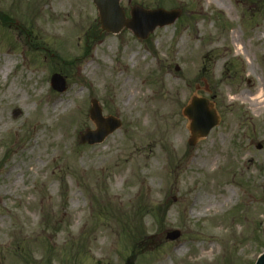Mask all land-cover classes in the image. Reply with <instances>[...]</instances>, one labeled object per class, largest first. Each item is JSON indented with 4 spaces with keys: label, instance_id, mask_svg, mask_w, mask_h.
I'll list each match as a JSON object with an SVG mask.
<instances>
[{
    "label": "rangeland",
    "instance_id": "obj_1",
    "mask_svg": "<svg viewBox=\"0 0 264 264\" xmlns=\"http://www.w3.org/2000/svg\"><path fill=\"white\" fill-rule=\"evenodd\" d=\"M121 5L182 13L140 40L102 33L92 0H0V264H255L264 0ZM194 97L220 123L191 145ZM92 100L122 125L81 144Z\"/></svg>",
    "mask_w": 264,
    "mask_h": 264
},
{
    "label": "water",
    "instance_id": "obj_2",
    "mask_svg": "<svg viewBox=\"0 0 264 264\" xmlns=\"http://www.w3.org/2000/svg\"><path fill=\"white\" fill-rule=\"evenodd\" d=\"M100 16L102 30L105 32L119 33L128 28L142 39H147L157 27H164L174 23L180 16V10H165L158 8L148 10L140 6H134L131 17L127 18L124 8L120 5L121 0H93ZM52 87L64 92L67 89L66 78L60 73H54L51 78ZM212 103L206 98L194 97L184 109V114L191 120L190 129L192 138L190 143L194 144L196 139L206 137L211 129L219 124V116ZM90 118L96 125V129H87L79 135L82 144L90 145L102 143L108 135L121 126V121L113 116L104 117L103 110L97 100H92ZM178 230L168 234V239L179 237ZM255 264H264V253H262Z\"/></svg>",
    "mask_w": 264,
    "mask_h": 264
},
{
    "label": "bare ground",
    "instance_id": "obj_3",
    "mask_svg": "<svg viewBox=\"0 0 264 264\" xmlns=\"http://www.w3.org/2000/svg\"><path fill=\"white\" fill-rule=\"evenodd\" d=\"M217 2H220V1H217ZM262 97H263V95L260 94L259 96H257V99H260L261 102H264V100L261 99ZM227 190L230 192V195L228 197H224L223 198L224 202H227L228 200L234 198V196L236 195V191L235 190L230 189V188H228Z\"/></svg>",
    "mask_w": 264,
    "mask_h": 264
}]
</instances>
